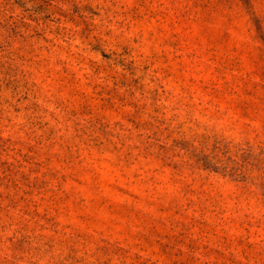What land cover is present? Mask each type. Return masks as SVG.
Here are the masks:
<instances>
[{"label":"rangeland","instance_id":"obj_1","mask_svg":"<svg viewBox=\"0 0 264 264\" xmlns=\"http://www.w3.org/2000/svg\"><path fill=\"white\" fill-rule=\"evenodd\" d=\"M0 264H264V0H0Z\"/></svg>","mask_w":264,"mask_h":264}]
</instances>
